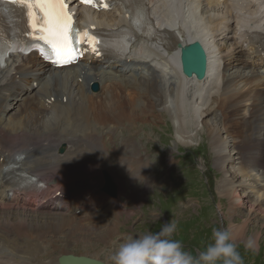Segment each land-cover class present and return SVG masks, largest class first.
<instances>
[{"label": "bare ground", "instance_id": "1", "mask_svg": "<svg viewBox=\"0 0 264 264\" xmlns=\"http://www.w3.org/2000/svg\"><path fill=\"white\" fill-rule=\"evenodd\" d=\"M70 3L82 30L134 31L132 22L143 23L148 16L158 38L137 36L123 59L108 54L99 59L88 56L61 69L44 64L34 54L6 58L0 70V264H59L60 257L69 254L65 251L73 239L80 241L75 246L80 247L88 242L85 235L101 229L107 237L120 234V226L107 223L98 210L108 202L113 211L107 212H114L115 219L125 213L120 200L100 192L102 173L110 172L125 189L133 179L128 200L137 207L146 198L142 195L136 201L142 191L136 186L159 173L150 154H142L144 170L134 179L142 151L130 156L124 148L130 145L129 139L121 140L123 133L116 135L125 122L138 126L140 109L145 114H168L181 147L198 142L199 132L206 133L217 168H226L224 179L231 177L228 184H217L219 197L229 201V210L247 213L243 224L229 228L235 240L259 213L264 221V61L248 43L252 34L264 36V0H130L135 11L116 5L102 13L80 7L74 0ZM226 41L232 42L228 49ZM195 44L207 55L203 78L186 75L181 64L183 50ZM3 53L0 50V56ZM155 90L161 93V101L153 97ZM128 106L138 109L128 111ZM38 122L43 123L38 126ZM102 127L108 129L109 141L123 145L112 152L120 158L117 167L107 165L110 153L102 140L105 137L98 133ZM87 136L96 140L80 141ZM62 144H73V148L65 152ZM152 144L146 133L139 142L149 149ZM171 165L175 166L173 161ZM11 167L24 181L33 173L53 179L58 186L60 181L69 182L76 194L69 197L71 201L86 207L74 213L68 206L63 212V205L53 199L40 205L33 191L6 178L5 170ZM176 172L168 173L166 181ZM157 186L162 187V182ZM98 194L101 200L92 206ZM194 204L197 207L199 201ZM94 220L101 221L103 228ZM260 235L259 231L252 236L253 245L259 243ZM100 241L106 243L103 237Z\"/></svg>", "mask_w": 264, "mask_h": 264}, {"label": "rangeland", "instance_id": "2", "mask_svg": "<svg viewBox=\"0 0 264 264\" xmlns=\"http://www.w3.org/2000/svg\"><path fill=\"white\" fill-rule=\"evenodd\" d=\"M225 44H227V49L232 46V42L230 41H226ZM94 90L98 91V88ZM158 91L159 90H155L152 95L155 99L161 101L162 96ZM137 109V107L132 108L131 106H128L127 108L128 111ZM145 112V109L139 110V115L142 117H140L139 120H136L139 123L138 126L133 128V125H130V121L125 122L121 125V129L117 131L116 135L123 133L124 137L122 136L120 139L125 141L126 138L129 139L130 145L124 148L130 156L135 150L140 149V151H142L139 157L141 158V161L135 169L134 179H139L141 177L140 173L144 170V165L146 162L142 154H150L149 159L154 162V167L159 166V173H157L155 179L152 177L150 181L146 182V184H142L140 187L136 186V189H142L141 193L139 194L140 196L137 197L136 201H139L142 195L145 196L146 201L141 200L139 206L137 207L134 205L132 199L128 200V198L131 196L133 179L129 183L130 186H127L125 189L120 187L119 183L115 180L110 172H103L101 176V185L99 187L100 192L103 193L107 198H111L108 194L103 192L106 174L110 175L118 188V198L116 200L121 201L125 213H123L119 219H115L116 216L114 212H111L110 214L107 212L113 211L108 202H106L107 205L104 203L103 207L100 206L98 210L100 213H102V219L108 221L107 223H116L120 226V234L107 237L102 232L103 229H101V231L98 230L91 234L89 233L85 235L89 243L82 242L80 247H75L77 244L76 241H80L73 239L71 242H69V251H65L66 253L69 252L68 255L85 256L90 258L95 256L94 259L103 261L106 264H112L110 257L119 248L120 244L126 241L129 237L136 238L148 232H159L164 222H171L173 220H175L177 223V232L174 234V239L181 241L187 250L191 251L193 254H196L199 250H202L207 243L210 242L211 232L213 229L221 228L229 230L230 227L232 228L236 224H243V219L247 220V218H244L247 213L229 210V201H227L225 198H220L217 193V184L219 182L228 184L231 177L228 176L229 179L228 177L224 179L223 174L227 171L226 168L223 169L224 171L217 168L213 158L214 151L211 148L206 133L203 136L199 132V135L202 139L199 137V141L194 142L191 146H189L190 148H185L184 146L181 147L177 144V135L175 126L173 124L174 122L168 114L160 111H156L153 114H145ZM149 114L151 116H149ZM241 116L242 113L238 114L237 119L241 118ZM5 120L7 121L8 119L6 118ZM5 120L3 125L7 126ZM40 123L41 122L37 123L39 124L38 126H40L43 122L41 124ZM11 125L12 124H10V126ZM29 125L31 126L32 124ZM214 125L218 126L219 122H215ZM38 126L34 128H37ZM109 128H111V125H109ZM84 131H86V129H84ZM107 132L108 129L104 127L98 128V133L101 136L105 137ZM144 132L152 141V143H154L150 145V149L149 146L147 147L139 145L140 140L145 135ZM142 133L143 135L141 136ZM30 136L36 137V135ZM30 136L23 135L22 137L28 138ZM87 137L81 138L80 141H87V143H89L96 140V138L93 136ZM102 140L107 146L108 152L110 153V156H107V165L111 166V168H113V166L117 167L120 158H118V155H113L112 152L123 145L118 143V140L109 141L108 137H105V139ZM98 143L100 142L98 141ZM201 143H203L202 146H199ZM63 145L66 146L65 152H67L68 149L70 150L73 148V144H70L71 146L62 144L61 146ZM61 146L58 149H60ZM145 148L147 149L146 152L144 151ZM209 149L212 150L213 154ZM184 152L189 153L185 155ZM181 156L184 157L182 158ZM133 158L135 159V157ZM172 161L174 162V167L171 165ZM172 171L177 172L171 175L170 182L169 179L166 181L167 174ZM48 180L53 179L48 178ZM161 182L162 187L157 186L160 185ZM135 184L137 185V182ZM57 190L62 193H65L64 191L72 192V186L63 180L60 181V185L57 186ZM188 198L194 199V201H199V205L195 207V204L193 205L194 201H188ZM113 199L114 198H112V200ZM99 200L101 199L98 194L92 199V206H94V202ZM219 204L223 210L222 208L218 209ZM5 205L13 204L6 203ZM239 207L242 208L241 206ZM11 208L16 210V207ZM65 208L66 206L63 205V212L66 210ZM27 209L30 212L34 210L30 208ZM81 216L82 214L79 215V217ZM249 221V225H244L246 226V230L243 236H241V238L238 240H234L238 245V251H240L242 257L244 258L245 264H264V221L262 220V215L259 213L257 218L255 216ZM95 222H97L96 224L102 223L101 221L99 222L97 220ZM98 226L103 228L102 224ZM259 231L261 232L260 239L258 241L259 243L253 245L251 249L246 248L245 245L247 244L248 240H250L252 236L257 234ZM100 237H103L106 243L100 241ZM88 247H91V251L87 250ZM96 252H99V256H96Z\"/></svg>", "mask_w": 264, "mask_h": 264}, {"label": "clouds", "instance_id": "3", "mask_svg": "<svg viewBox=\"0 0 264 264\" xmlns=\"http://www.w3.org/2000/svg\"><path fill=\"white\" fill-rule=\"evenodd\" d=\"M175 220L164 222L159 232L129 237L110 257L112 264H245L233 234L227 229L215 228L210 242L196 254L174 239ZM251 249L253 242L245 245Z\"/></svg>", "mask_w": 264, "mask_h": 264}, {"label": "snow or ice", "instance_id": "4", "mask_svg": "<svg viewBox=\"0 0 264 264\" xmlns=\"http://www.w3.org/2000/svg\"><path fill=\"white\" fill-rule=\"evenodd\" d=\"M12 2L25 8L40 9L44 13L47 27L39 30L41 33L39 38L50 44L57 57L56 63L72 62L75 59V47H69L68 43L70 16L66 12L64 0H12ZM92 51L95 52L96 48H92Z\"/></svg>", "mask_w": 264, "mask_h": 264}, {"label": "water", "instance_id": "5", "mask_svg": "<svg viewBox=\"0 0 264 264\" xmlns=\"http://www.w3.org/2000/svg\"><path fill=\"white\" fill-rule=\"evenodd\" d=\"M182 68L186 75L195 74L203 78L207 70V55L205 49L200 44H195L183 50ZM106 186L103 189L111 197H117V187L109 175H106ZM59 264H105L85 256L64 255L59 259Z\"/></svg>", "mask_w": 264, "mask_h": 264}]
</instances>
